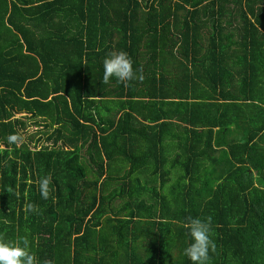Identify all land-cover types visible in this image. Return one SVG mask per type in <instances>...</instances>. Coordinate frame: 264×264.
I'll return each mask as SVG.
<instances>
[{
    "label": "trees",
    "instance_id": "1",
    "mask_svg": "<svg viewBox=\"0 0 264 264\" xmlns=\"http://www.w3.org/2000/svg\"><path fill=\"white\" fill-rule=\"evenodd\" d=\"M190 216L211 264H264V0H0V234L40 264H192Z\"/></svg>",
    "mask_w": 264,
    "mask_h": 264
},
{
    "label": "clouds",
    "instance_id": "2",
    "mask_svg": "<svg viewBox=\"0 0 264 264\" xmlns=\"http://www.w3.org/2000/svg\"><path fill=\"white\" fill-rule=\"evenodd\" d=\"M112 78L125 86L128 82L138 79V71L133 69V61L124 50L112 51L103 60V82L107 84ZM8 141L11 144H22L24 138L19 134H13L8 137ZM51 183V175L39 181L42 198H49ZM26 210L37 212L38 206L28 203ZM185 227L188 229L190 243L184 249V255L192 264H211L210 252L214 253L216 250L212 238V217H187ZM0 264H40V262L32 250V242L27 237L12 240L0 234ZM44 264H52V262L45 261Z\"/></svg>",
    "mask_w": 264,
    "mask_h": 264
},
{
    "label": "crops",
    "instance_id": "3",
    "mask_svg": "<svg viewBox=\"0 0 264 264\" xmlns=\"http://www.w3.org/2000/svg\"><path fill=\"white\" fill-rule=\"evenodd\" d=\"M170 139H171V141L176 142V137L174 139H172L171 136H170L169 140Z\"/></svg>",
    "mask_w": 264,
    "mask_h": 264
}]
</instances>
